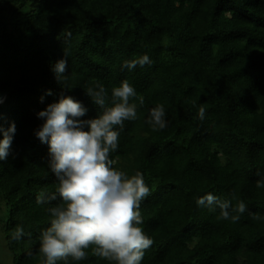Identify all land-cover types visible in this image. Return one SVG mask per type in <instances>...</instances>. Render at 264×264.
I'll return each instance as SVG.
<instances>
[{
	"label": "trees",
	"instance_id": "trees-1",
	"mask_svg": "<svg viewBox=\"0 0 264 264\" xmlns=\"http://www.w3.org/2000/svg\"><path fill=\"white\" fill-rule=\"evenodd\" d=\"M145 54L150 65L125 66ZM123 80L135 88L137 119L117 126L110 158L150 188L140 226L153 244L141 264H264V0H0V125L16 126L0 161V202L13 263L43 264L40 236L60 203L37 204L58 185L35 135L38 113L71 96L87 109L81 119L95 118L102 109L87 89L103 85L108 107ZM161 104L167 126L153 131L146 120ZM208 193L246 211L236 223L219 219L218 207L197 204ZM87 252L67 264H110Z\"/></svg>",
	"mask_w": 264,
	"mask_h": 264
},
{
	"label": "clouds",
	"instance_id": "clouds-1",
	"mask_svg": "<svg viewBox=\"0 0 264 264\" xmlns=\"http://www.w3.org/2000/svg\"><path fill=\"white\" fill-rule=\"evenodd\" d=\"M66 56L65 52V58L53 66L58 79L68 68ZM151 63L145 54L125 62V66L134 69ZM86 94L102 109L95 118L81 119L87 109L71 96L62 97L38 113L44 123L35 135L48 145V165L58 185L55 194L42 191L37 204L60 198V203L48 208L50 226L41 233L39 253L43 264H67L69 258L87 259L91 248L94 255L110 264H141L145 251L153 244L140 226V205L150 195V188L141 172L129 176L113 167L110 158L118 148L117 126L122 129L125 121L137 119L136 104L130 102L137 94L128 80L112 88L111 106L105 107L106 89L99 83L89 87ZM165 116L164 106L158 105L150 110L146 123L153 131L163 130L167 126ZM198 116L204 119V106L199 108ZM15 131V123L6 130L0 125V161L7 159ZM256 186L264 187V181H257ZM235 199L233 194L232 200ZM197 204L211 211H215V205L220 209L218 218L233 223L246 211L243 201L233 207L231 200H221L211 193L200 197ZM229 209L237 214L232 215ZM260 218L253 214V219ZM23 235L24 229L17 226L12 238L19 240Z\"/></svg>",
	"mask_w": 264,
	"mask_h": 264
},
{
	"label": "rangeland",
	"instance_id": "rangeland-1",
	"mask_svg": "<svg viewBox=\"0 0 264 264\" xmlns=\"http://www.w3.org/2000/svg\"><path fill=\"white\" fill-rule=\"evenodd\" d=\"M7 218V209L2 202H0V264H14L13 257L8 250L2 231V224Z\"/></svg>",
	"mask_w": 264,
	"mask_h": 264
}]
</instances>
